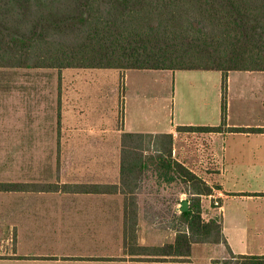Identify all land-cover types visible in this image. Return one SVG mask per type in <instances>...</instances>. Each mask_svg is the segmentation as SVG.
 <instances>
[{"label": "crops", "instance_id": "0c3cea01", "mask_svg": "<svg viewBox=\"0 0 264 264\" xmlns=\"http://www.w3.org/2000/svg\"><path fill=\"white\" fill-rule=\"evenodd\" d=\"M17 69L24 72L22 87H8L0 96V183L17 185L0 191V264H191L197 246L207 245L226 249L211 264H228L231 256H264V132L227 131H264V72L227 74L224 131L207 132L182 128L222 125L223 73L153 70L170 74L174 84L161 93L162 120L144 111L127 122L119 133V154L110 162L108 153L88 150L89 143H101L95 138L102 137L96 132L102 122L88 119L92 110L75 106L82 98L75 78H114L96 70L115 69ZM116 71L125 80L132 70ZM42 72L53 74L58 87L42 89ZM235 75L240 89L231 114L229 85ZM185 79L200 80L203 87L193 95L182 93L178 83ZM144 98L137 97L142 105ZM126 133L159 137L162 145L171 135V159L186 167L182 135L207 138L201 151L213 171L203 180L212 194L201 198L202 217H221L225 243H195L187 257L170 248L185 232L183 182L172 169L149 166L131 170L122 181Z\"/></svg>", "mask_w": 264, "mask_h": 264}, {"label": "trees", "instance_id": "16d2710c", "mask_svg": "<svg viewBox=\"0 0 264 264\" xmlns=\"http://www.w3.org/2000/svg\"><path fill=\"white\" fill-rule=\"evenodd\" d=\"M17 68L220 71L222 125L182 129L223 132L227 74L264 72V0H0V69ZM166 137L167 145L148 159L143 144L151 136L124 134L122 181L152 162L157 169H172L188 186L194 199L180 215L186 229L170 246L187 257L195 243L226 241L221 217H202L200 198L212 188L171 159L172 136ZM16 188L0 183V191ZM240 258L264 264V256Z\"/></svg>", "mask_w": 264, "mask_h": 264}, {"label": "rangeland", "instance_id": "374dc122", "mask_svg": "<svg viewBox=\"0 0 264 264\" xmlns=\"http://www.w3.org/2000/svg\"><path fill=\"white\" fill-rule=\"evenodd\" d=\"M104 71L114 73L115 77L107 78L97 74V72ZM212 73L219 75V72ZM96 74L97 75L94 76H89L88 74L87 76L75 78V80L78 81V85H81V87L77 88L82 94V98H76L77 103H75V106L84 107L88 112L92 110L93 112L88 119L92 121L96 119V121L102 122V128L96 129L98 136L102 137L95 138L96 141H100L101 143H96L94 145L93 143H89L88 150L91 151L93 149L95 151L108 153L111 160L110 162H113L119 154V133L123 130V127L126 126L127 122L132 123L135 119H139L141 112L144 111L152 117L154 121L162 120L160 103L161 93L166 89L171 92L174 84L173 80H171L170 74H167L164 71L132 70L128 72L125 80L116 70H96ZM39 77L41 79L42 89L52 90L58 87V85L56 86V84H54L55 76L53 74L42 72V74H39ZM234 77L231 85H229L231 91L229 96L233 105L231 114H234L236 110V108H234V105L237 104L236 100H238V94H236V92L240 89L238 75H235ZM81 78L83 79L80 80ZM23 79V70L0 69V96L3 93L2 90L4 91L8 87L12 88L14 91L16 88L22 87ZM178 84L182 93L188 92L187 95L192 94L191 92L196 89L199 91V89L203 87L200 80L185 79ZM221 86L220 88L222 89ZM142 94L145 97L142 100L143 105L139 102L140 100L137 99V97L141 98ZM150 98H153L152 102L148 103ZM216 120L215 123L219 124V116ZM137 121L142 122V120ZM182 138V145L185 148V152L188 154L187 158L181 159L182 162H184L188 168L194 171L199 177H207V175L213 171L207 165L205 160L206 156H204V152L201 151L202 148H204L202 142L205 144L207 138L193 136L191 134L182 135ZM160 142L159 137L145 141L143 148H145L148 155H150L148 156V159L153 157V155L156 156V152L160 150V147L167 145V143L162 145ZM150 164L152 165L151 168L157 169L155 163L150 162ZM182 184L186 192L185 198L187 201H192L194 198H192L190 193H187V190L190 189L185 183ZM182 225L185 230V224L182 223ZM224 252H226V249L223 246H197L190 258V263L211 264L212 259H218L219 254ZM227 263L251 264L253 262L248 259L231 256L227 260Z\"/></svg>", "mask_w": 264, "mask_h": 264}, {"label": "water", "instance_id": "95a60500", "mask_svg": "<svg viewBox=\"0 0 264 264\" xmlns=\"http://www.w3.org/2000/svg\"><path fill=\"white\" fill-rule=\"evenodd\" d=\"M189 210V202L186 200L182 203V212H186Z\"/></svg>", "mask_w": 264, "mask_h": 264}, {"label": "built area", "instance_id": "2783aa9c", "mask_svg": "<svg viewBox=\"0 0 264 264\" xmlns=\"http://www.w3.org/2000/svg\"><path fill=\"white\" fill-rule=\"evenodd\" d=\"M212 199H214V198H212ZM214 205H215V206H219L217 200H215V199H214Z\"/></svg>", "mask_w": 264, "mask_h": 264}]
</instances>
